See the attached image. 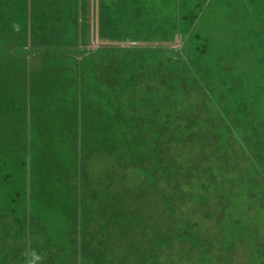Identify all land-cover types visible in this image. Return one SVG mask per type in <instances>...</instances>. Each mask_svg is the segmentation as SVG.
Instances as JSON below:
<instances>
[{"label": "trees", "instance_id": "trees-1", "mask_svg": "<svg viewBox=\"0 0 264 264\" xmlns=\"http://www.w3.org/2000/svg\"><path fill=\"white\" fill-rule=\"evenodd\" d=\"M142 1L98 0L101 23L102 20L106 24L116 21L113 17L118 20L121 16L115 14L125 13L129 8L127 26L130 29L134 22L146 16L152 20L155 31L165 26V38L161 40L175 43L182 40L184 43L179 48L175 43L165 48L156 44L144 46L143 42L138 61H129L130 52L120 54L124 56L119 62H103V66L107 65L101 77V63L92 67V73L99 78L98 97L101 96V101L91 99L90 106L85 109L82 106L79 110L80 105L72 102L71 95H65V100H62V93L61 99L57 95L54 97L62 101L61 108L48 114L33 109L32 87L28 95L25 82L21 83L22 87L20 82L18 87L8 82L9 90H12L6 94L7 97L0 94V264H7V255H23L24 264H28L27 258L38 260L39 257L44 258L43 255H51L45 264H173V261L176 264L178 256L187 259L185 255H178L184 240L189 248L199 246L194 233L198 231L196 221L182 219L181 212L186 204L205 206L206 193L201 195L202 190L217 192L219 187L229 188L227 184L230 182L238 186L228 177L239 169L238 160L234 158H238L239 153L244 154L243 151L250 157V151L231 121V117L240 119L243 114L232 103L246 109L245 98L237 96L234 91L228 92L226 83L224 94L219 97L210 94L209 103L200 97L195 99L205 104L198 115H194V101H185L188 94L180 93L195 86L194 54L202 42L196 28L200 14L191 12L189 5L185 8L188 18L184 22L186 16L182 13V0H172V4H176L174 9L177 11L178 8L179 12L169 20L168 11L163 14L160 9L161 15L142 12ZM32 3L35 4V0ZM49 8L55 15L52 20L60 24L66 20L73 22L79 13L75 3L74 18L68 19L71 16L69 11L73 9L70 0H52ZM148 13L151 14L150 11ZM34 16L32 26L35 27L37 20ZM56 34L60 38L67 35L61 31ZM123 48L109 46L95 53L91 50L83 53L88 56L87 63L90 57L99 56L102 52L125 53L121 50ZM197 56L199 60L201 55ZM82 61L78 68L81 83L85 72ZM211 61L218 62V59L212 57ZM30 73L32 75L31 70ZM147 76L152 77L151 81L145 80ZM0 80L5 81L6 78L0 75ZM50 90L51 87L47 89ZM102 99L107 103L106 108L101 107L104 110L100 109L97 117L102 116L101 120L107 123L101 132V140L91 137L87 146L93 151L106 150L108 153L106 156L98 154L95 158L91 154L86 155L84 144L86 131H91L87 128L92 126L95 113L89 116L85 110L94 108L95 104L100 106ZM121 99L126 101L124 107H121ZM39 109L45 110L41 106ZM205 109L210 110L209 116ZM178 116L184 123L176 122ZM185 119L191 120L193 127L186 124ZM234 121L237 122L236 119ZM177 124L179 132L181 128H189L193 138L199 136L197 144L208 147V171L213 169L210 177L201 176L204 173L199 164L194 166L175 160L172 151H177L179 144L181 147L191 144L184 137L179 138V134H173V126ZM210 126L219 142L225 143L224 146L213 144ZM226 139L227 142L224 141ZM232 140L238 143V147L225 148L226 143L232 147ZM64 141L70 145L63 158L59 159L52 145ZM90 157L95 162L113 159V168L116 167L118 174L114 175L112 171L102 173L95 168L92 172L87 163ZM175 171L191 176L188 182L185 181L186 185ZM217 175L225 176L226 180L221 182V179H216ZM193 176L204 179L199 178L196 182ZM232 191L236 196L240 192L231 189L225 194L222 191L218 193L219 199L226 196L231 201L222 208V219L226 212H233H228L235 199ZM243 204V200L237 201L238 215L228 220L230 224H241L239 214ZM161 219L168 222V225H162L163 229L157 228ZM170 222L174 225L169 227ZM7 237L11 241L9 245L3 242ZM208 250L203 249L205 253ZM200 260L208 261L207 255H200Z\"/></svg>", "mask_w": 264, "mask_h": 264}, {"label": "rangeland", "instance_id": "rangeland-1", "mask_svg": "<svg viewBox=\"0 0 264 264\" xmlns=\"http://www.w3.org/2000/svg\"><path fill=\"white\" fill-rule=\"evenodd\" d=\"M70 1L73 9L69 11L71 16L67 18L72 20L76 13L74 11L75 3L78 8L83 0ZM144 2L147 3L145 4L142 1V6L144 8L142 12L145 11L147 15H161V9L163 14L167 11L169 12L167 17H169L170 20L176 15L175 12L178 13V8L177 11L174 9L176 4L175 2L172 4V0H145ZM50 4L52 5V0H48L47 5L49 6ZM157 4L160 5V8L157 7ZM112 5L110 4L109 7ZM189 5H191V12L200 14L196 28L200 33L202 42L198 44L199 49L194 54L195 64L193 63V65L197 70V78L194 77L195 86L191 89H187L184 93L182 91L180 94H188L186 95L185 101H194L192 104L195 108L194 115H198V111H201L204 104L210 102V94L215 97L224 94L226 83L228 84V92L234 91L237 96L244 97L246 100V109L243 105L239 106L235 102L232 103V106L236 107L239 112L243 114L240 116V119L234 118L237 122H235L232 117L231 121L243 142L248 146L250 157L240 147L244 154L239 153V157L234 158L238 160L237 165L239 169L235 174L228 177H230V180L236 181L235 183H237L238 186L230 182L227 184L229 188L224 189L219 187L217 192L209 190L208 194L202 190L201 195L206 193L204 194L206 201L205 206H200L199 204L196 206L195 203L191 202L186 204L181 212L182 219L196 221V230L198 231L194 233L198 237L197 242H199V246L192 245V247L189 248L187 241L184 240L181 243L182 251L178 255H185L187 259H184V257L182 259L178 256L176 264H260L261 261L264 262V0H182L181 9L183 15L186 16L183 20L184 22L188 18L185 8ZM128 11L129 8L125 13L120 12L115 14L121 17L118 18V20L116 17H113L116 21H110L108 24L102 20L103 24L101 26L100 38H105L107 41L111 42L122 40H124V42H144V46H148L150 42L165 38V33L163 32L165 26L162 25L158 31H155L152 20L146 19V16H142L141 19L134 22V27L130 29V27L127 26L130 16ZM148 11H150L151 14H149ZM33 15H35V13ZM51 16L55 18L53 12ZM68 21L69 20H66L64 23L60 24L58 21L52 20L47 30L44 31V33L47 34L46 36L36 37L34 33L30 37L31 46L37 51H40V57L32 59L31 65V98L35 111L39 110L42 113L47 112L48 114L52 112L53 114L56 109L61 108L60 103L62 102L60 100L57 101L54 97L57 95L58 99H61L62 93L64 94V99L62 100H65L66 96L69 97V95H71L72 102L77 106L80 105L79 110H81L82 106L85 109L90 106L91 99H96L98 102L101 101V96L99 95L98 97L97 83L99 82V78H96V73H92V67H98V64L101 63V77L105 73L104 70L107 64L121 61L124 55L119 56L120 54H127L126 52H130V62L139 60V53H141L142 49L140 47L142 45L140 44L121 49L125 53L113 51L105 54L102 52L99 56L90 57L87 63L88 56L85 55L82 59V64L85 65V72L83 71L81 83L77 78V57L64 55L59 50V47H62L64 43H68L72 39L69 33L75 35L76 32L73 28V23L77 21V18L76 20L74 19L73 22ZM167 24L170 25L168 20ZM60 31L63 33L65 32L67 35H63L60 38L56 34ZM205 39H207V41L202 45ZM197 55H201L199 56V60H197ZM101 56L102 58H100ZM212 57L217 58L218 62H212ZM105 61L107 64L103 66V62ZM24 63H26L24 57L17 58L14 64H12L11 71L14 69L19 70ZM151 79L152 77L147 76L145 80L151 81ZM7 82H14L13 76H10ZM79 83L82 84L80 94H78ZM103 86H105L104 83ZM49 87H51L50 92L47 91ZM75 87L76 92L74 94ZM198 97L203 98L205 103L195 101ZM121 100V107H124L126 101L123 99ZM221 100L222 103L226 105L225 100ZM102 102L105 103L103 104ZM102 102L100 106H96L95 104L94 108L85 110V113L89 116H91L93 112L95 113L94 119H92V126L87 128V130L91 131H86L87 134L84 139L86 155L89 156L91 154L95 158L98 154L106 156V153H108L106 150L93 151L87 146L90 144L91 137L97 139H100V137L102 138L101 132L107 123L104 122V119L101 120L102 116L97 117L100 113V109L104 110L106 108L105 105L107 103L105 99H102ZM252 105L253 107H251ZM39 106L43 107L45 110H40ZM101 107H104V109ZM209 111L205 109L207 116H209ZM251 113H253V115H251ZM87 120L89 122L90 117H88ZM176 122L179 124L184 123L181 116H178ZM247 122H249V125ZM185 123L193 127L191 120L185 119ZM40 124L44 126L49 125L48 123ZM179 124L173 126L175 131L173 134H179V138L184 137V140L186 139V141L191 142V144H187V146L182 145V147L181 144H179L178 146L180 147L177 148V151H172L175 160H180L188 165L194 164L195 166L199 164L201 171L204 173V175L201 173V176L210 177L209 174L213 172V169L208 171V156L206 157L208 147H197V143L200 141L197 140L199 136H194L193 138L189 128L185 130L181 128L179 132L177 130ZM222 128L224 131L227 130L225 125H223ZM208 129L210 131L209 135L214 140L213 144H216V146H224L225 143L219 142L215 130L212 129L211 126ZM186 132L188 133L186 134ZM194 140L197 141L192 143ZM224 141L227 142V139ZM38 142L41 143L42 141L38 140ZM187 142H185V144ZM69 145V142L65 141L62 142V144L58 143L52 145V149H56L55 156L62 159ZM230 145H232V147H229L226 143L225 148L233 149L234 147H238V143L235 142V140H232ZM208 146L210 147V145ZM216 146H214V149ZM209 154L211 156L213 155V153ZM102 160L103 159H100L98 162H95L94 158H88L87 163L92 172L93 168H95V170H101L102 173L110 171V173L113 172L114 175L118 174L116 167L113 168V159L109 160L107 158L108 162ZM98 163L100 164L99 167L97 166ZM213 164L216 165L218 163ZM213 167L215 169L217 168L216 166ZM176 171L175 175L186 185L185 181L188 182L191 176L180 175L177 174ZM201 176H193L192 178L197 182L199 178L201 180L204 179ZM216 179H221L220 181L223 182L222 180H226V177L217 175ZM231 189H236L240 192L236 196L232 191L235 199L232 201L228 212L230 210L233 212H231V214L226 212L227 214L225 213L222 219V208L231 201L229 197L226 196H222L221 199H219L218 193L222 191L225 194ZM241 200L244 201L239 214L241 216V224L232 225L228 220L238 215L236 204L237 201ZM210 213L212 214L210 215ZM162 220L163 219H161L158 224L157 228L159 229H163L162 225L168 223L167 220ZM232 222L234 221L232 220ZM173 225V222L169 223V227ZM1 229L2 228H0V230ZM185 238L186 237H183V239ZM3 242L9 245L11 241L7 237ZM194 247H196L195 250ZM203 249L210 250L205 253ZM200 255H207L208 261L200 260ZM22 256L23 255L5 256V261L7 260V264H13L15 261L16 264H24L22 263ZM43 256L44 258L39 257L38 260L27 258V263L45 264L48 257L51 255Z\"/></svg>", "mask_w": 264, "mask_h": 264}, {"label": "crops", "instance_id": "crops-1", "mask_svg": "<svg viewBox=\"0 0 264 264\" xmlns=\"http://www.w3.org/2000/svg\"><path fill=\"white\" fill-rule=\"evenodd\" d=\"M0 0V75L5 77V81H0V94H8L11 86L8 84V79L13 76V86L18 87V82L27 84V93L31 88V65L32 59L39 58L40 51H37L30 43V37L35 33L36 37L46 36L44 33L47 27L52 23V13L47 5L48 0ZM78 7L77 21L73 28L75 35L71 34L72 39L59 47L61 53L68 56H75L78 59V68L84 58V50H91L92 53L97 52L104 47H132L139 42H124L122 41H107L105 38H100L101 33V11H96V3L91 0L81 2ZM179 4V3H178ZM179 12V9H178ZM35 13V16L33 15ZM38 25L32 26V18ZM76 24V25H75ZM40 29H39V28ZM98 29V41H96L95 32ZM179 40V39H176ZM143 43V42H142ZM175 41L159 40L148 44H156L165 48L172 47ZM183 41L179 40L175 43L177 48L182 47ZM35 50V51H34ZM23 58L26 63L19 70L11 71L12 64L17 58ZM79 70V69H78ZM25 73V74H24ZM8 75V77H7ZM234 77V76H233ZM80 81V76H78ZM80 85V83H79ZM22 87V85H21ZM80 93V90H79ZM16 96V94H14ZM7 97V96H6ZM253 115V113H251ZM197 147H200L197 144ZM202 148V147H200ZM259 170V169H258ZM15 245V244H14ZM16 248V247H15ZM8 256V255H7ZM16 264V261L13 263ZM21 264V263H19Z\"/></svg>", "mask_w": 264, "mask_h": 264}, {"label": "water", "instance_id": "water-1", "mask_svg": "<svg viewBox=\"0 0 264 264\" xmlns=\"http://www.w3.org/2000/svg\"><path fill=\"white\" fill-rule=\"evenodd\" d=\"M89 1V0H88ZM92 2L94 1L96 3V11L98 12V0H91ZM84 2H87V0H84ZM95 37H96V41H98V29L96 28V32H95Z\"/></svg>", "mask_w": 264, "mask_h": 264}]
</instances>
